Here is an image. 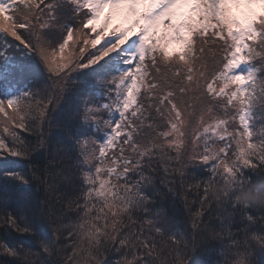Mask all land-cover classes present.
<instances>
[{"label":"snow or ice","instance_id":"6c2138e0","mask_svg":"<svg viewBox=\"0 0 264 264\" xmlns=\"http://www.w3.org/2000/svg\"><path fill=\"white\" fill-rule=\"evenodd\" d=\"M86 46L94 50L84 55ZM64 100L74 124L62 142L81 175L67 204L76 220L53 226L47 198L21 206L33 183L47 184L32 158ZM0 114V227L37 242L35 251L22 239L0 243L2 264H107L112 249L122 254L116 264H201L195 241L153 213V164L159 156L166 173L171 164L181 177L205 174L201 221L214 200L264 204V186L245 179L264 169V0H0ZM20 160L31 178L13 167ZM245 218L243 242L227 234L236 253L224 264H264V234L249 238L256 220ZM65 232L72 253L58 260ZM164 245L173 258H162Z\"/></svg>","mask_w":264,"mask_h":264},{"label":"trees","instance_id":"16d2710c","mask_svg":"<svg viewBox=\"0 0 264 264\" xmlns=\"http://www.w3.org/2000/svg\"><path fill=\"white\" fill-rule=\"evenodd\" d=\"M19 15V13H18ZM57 33L59 29L55 30ZM71 44V42H70ZM94 50L90 46H86L87 51ZM70 49H66V52ZM194 103V102H193ZM62 107H59L54 113L50 114L56 123L49 129L45 124L43 132L47 137V145L43 150H37L33 154L32 164L38 168L40 175L44 176L47 184L37 185L33 183L31 188V203L21 207L32 208L39 202L45 201L51 209V222L53 226H60L61 221L64 225H69L70 222L76 220L75 206L71 209L67 207L68 201L75 197L80 185V172L75 167L76 154L67 151V145L62 141L65 140L66 131L73 127L74 117L71 115L73 104L69 100L61 101ZM11 109L9 112L11 113ZM5 117L0 114V132L3 131ZM147 127V122L145 123ZM41 129L37 127L35 135H39ZM101 128V135L103 134ZM35 135L29 137L31 142L35 144L37 141ZM190 150V149H189ZM165 162L157 156L153 167L157 170L153 173L155 187L152 190L153 196V213L159 211L164 213L177 226L176 230L185 235V240L195 241L196 253L193 257L201 264H224L227 258L233 260L236 249H228V233L235 235L241 242L245 239V233L242 229L248 223L246 215L251 214L255 217L256 223L251 226L249 238L253 233L264 234L261 229H264V204L259 201L253 202L247 208H233L231 205H218L215 200L212 203V211H207L208 205L204 206L205 215L201 221L200 217H195L194 213L201 208L200 196L202 195L203 186L197 187L200 180L205 178V174L200 171L186 170L183 177L172 170L173 165L169 164V171L165 172ZM17 170L23 171L29 178L32 177V170L27 161L20 160L13 165ZM251 178L248 187L256 190L264 186V169H250L245 172V179ZM3 185L0 184V188ZM49 187L52 190H48ZM218 187H223V181H220ZM2 208V205H0ZM193 219L199 225L198 230L193 229ZM243 220V223L241 222ZM140 227L137 224V229ZM145 235H148L150 229L144 225ZM221 233L219 238H212L210 233ZM65 232L63 237H59V243L56 245V259L63 260L67 255H71L72 248L70 239H67ZM24 241V246L27 248L32 246L35 251L36 241L27 237H19L12 231H5L0 227V243L7 241L16 243L19 240ZM150 239H155L158 244H161V238L153 234ZM167 239V238H165ZM254 243V242H252ZM192 250V244L189 243L188 251ZM169 245H164L162 248V258L171 259L175 253L169 255ZM252 252L257 253L253 258L257 261L261 260L258 254V246L251 248ZM226 253V255H225ZM107 264H116V261L122 259V254H118L115 249H112L107 254ZM11 259V258H9ZM36 257H21V264H32ZM131 259V257H129ZM3 258L0 257V264ZM159 264V261H157Z\"/></svg>","mask_w":264,"mask_h":264}]
</instances>
